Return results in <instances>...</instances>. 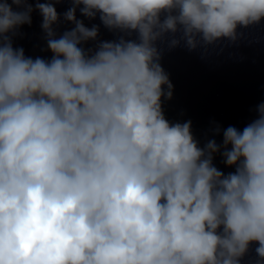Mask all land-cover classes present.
Returning <instances> with one entry per match:
<instances>
[{
	"label": "clouds",
	"instance_id": "obj_1",
	"mask_svg": "<svg viewBox=\"0 0 264 264\" xmlns=\"http://www.w3.org/2000/svg\"><path fill=\"white\" fill-rule=\"evenodd\" d=\"M59 2L35 3L45 60L13 47L32 4L0 0V264H240L253 243L264 264V102L201 147L164 115L159 47L235 42L264 0H70L61 35ZM77 9L119 38L82 47Z\"/></svg>",
	"mask_w": 264,
	"mask_h": 264
}]
</instances>
